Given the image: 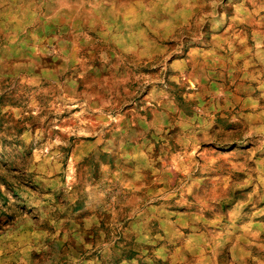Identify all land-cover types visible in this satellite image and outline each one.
<instances>
[{
	"label": "rangeland",
	"instance_id": "1",
	"mask_svg": "<svg viewBox=\"0 0 264 264\" xmlns=\"http://www.w3.org/2000/svg\"><path fill=\"white\" fill-rule=\"evenodd\" d=\"M0 264H264V0H0Z\"/></svg>",
	"mask_w": 264,
	"mask_h": 264
}]
</instances>
